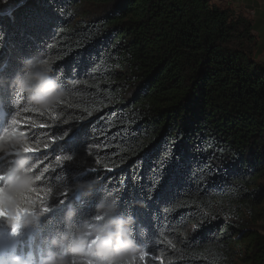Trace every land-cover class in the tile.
Listing matches in <instances>:
<instances>
[{
  "label": "trees",
  "instance_id": "trees-1",
  "mask_svg": "<svg viewBox=\"0 0 264 264\" xmlns=\"http://www.w3.org/2000/svg\"><path fill=\"white\" fill-rule=\"evenodd\" d=\"M14 1L0 2L2 132L14 128L36 149L34 187L45 195H20L53 207L37 233L63 230L70 206L91 223L107 198L136 220L133 249L110 255L113 264H264V65L248 52L264 21L211 0H25L3 10ZM25 58L61 75L55 108L16 91ZM67 132L65 147L78 152L56 149ZM13 158L0 155V167ZM81 181L94 183L81 190Z\"/></svg>",
  "mask_w": 264,
  "mask_h": 264
},
{
  "label": "clouds",
  "instance_id": "clouds-1",
  "mask_svg": "<svg viewBox=\"0 0 264 264\" xmlns=\"http://www.w3.org/2000/svg\"><path fill=\"white\" fill-rule=\"evenodd\" d=\"M12 83L19 94L26 95L30 104L45 109L55 108L65 92L61 75L54 73L49 61L38 58L23 59L22 70ZM31 151L27 138L18 130L10 128L0 133V155L14 154L6 167H0V177L4 181L0 183V221L8 224L12 238H19L21 234L34 236L53 211L52 206L43 207L38 202L30 201L27 195L21 198V193H34V186L41 179L33 174L38 165L34 163ZM93 183L81 181L77 187L90 189ZM97 212L99 214L91 218L93 222L85 221L81 225L76 219L77 209L70 206L64 229L48 238L46 250L37 256L17 246L6 260H0V264H73L69 254L96 255L99 257L97 264H113L110 255L133 249L136 220L131 214L120 213L115 201L107 198L98 203ZM16 215L21 217L20 228L18 232H13L10 221ZM90 237L94 238L90 240Z\"/></svg>",
  "mask_w": 264,
  "mask_h": 264
},
{
  "label": "rangeland",
  "instance_id": "rangeland-1",
  "mask_svg": "<svg viewBox=\"0 0 264 264\" xmlns=\"http://www.w3.org/2000/svg\"><path fill=\"white\" fill-rule=\"evenodd\" d=\"M211 2L220 5L223 8L235 10L238 14H242L244 17H247L254 22H257V19H262L264 21V0H211ZM260 12L263 13L260 14ZM254 34L257 40L256 42L250 44V49L248 48V52L257 63L264 65V52H258L261 51V49L264 51L262 48L264 45V31L258 27V29H254ZM216 201V205H218L219 200L217 199ZM3 225L8 224L0 221V228Z\"/></svg>",
  "mask_w": 264,
  "mask_h": 264
},
{
  "label": "snow or ice",
  "instance_id": "snow-or-ice-1",
  "mask_svg": "<svg viewBox=\"0 0 264 264\" xmlns=\"http://www.w3.org/2000/svg\"><path fill=\"white\" fill-rule=\"evenodd\" d=\"M15 123H17V121L14 120V121H13V124H15ZM29 123H31V121H29ZM41 127H44V125H41ZM71 133H72V132H67V133H65V134L63 135V140H62V142H61V143H57V144L55 145V147H56L57 150H59V151H65V150H67V151H69V152H78V151L80 150V149H78V148H71V149H69V148H66V147H65V143H64V142L67 141V140L69 139ZM35 151H36V149H33V148H32V151H31L30 154H31V155H34ZM66 163H67V166H68V167H75V160H74V158H73L72 156H69V157L67 158ZM3 182H4V181H3V178L0 177V183H3ZM160 187H161V188H164L165 185L162 184V185H160ZM33 191H34V193H35L38 197H41V196L45 195V193H44L43 191H40V190H38V189H34ZM48 194H51V189L48 190ZM63 195H67V193L65 192V193H63ZM59 196H60V190L57 189V199L54 200V203H56V204L62 206L63 203H61L62 200L59 198ZM5 215H8V213H5ZM20 219H21L20 215H16V216H14V217L11 219L10 223L12 224V231H13V232H18V230H19V228H20Z\"/></svg>",
  "mask_w": 264,
  "mask_h": 264
},
{
  "label": "water",
  "instance_id": "water-1",
  "mask_svg": "<svg viewBox=\"0 0 264 264\" xmlns=\"http://www.w3.org/2000/svg\"><path fill=\"white\" fill-rule=\"evenodd\" d=\"M25 0H19V1H14L13 3H11V4H9V5H7V6H4L3 7V10L4 11H8V10H11L12 9V7L14 6V4L16 5H19L20 3H22V2H24Z\"/></svg>",
  "mask_w": 264,
  "mask_h": 264
},
{
  "label": "bare ground",
  "instance_id": "bare-ground-1",
  "mask_svg": "<svg viewBox=\"0 0 264 264\" xmlns=\"http://www.w3.org/2000/svg\"><path fill=\"white\" fill-rule=\"evenodd\" d=\"M11 153L7 154V155H10ZM54 232L50 233V234H53Z\"/></svg>",
  "mask_w": 264,
  "mask_h": 264
}]
</instances>
